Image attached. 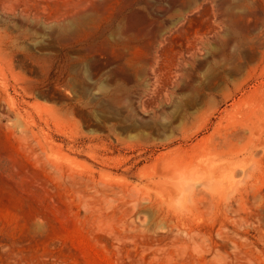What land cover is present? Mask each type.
I'll return each instance as SVG.
<instances>
[{
    "label": "rangeland",
    "instance_id": "1",
    "mask_svg": "<svg viewBox=\"0 0 264 264\" xmlns=\"http://www.w3.org/2000/svg\"><path fill=\"white\" fill-rule=\"evenodd\" d=\"M7 1L0 0V264H264L261 15L236 10L230 31L220 21L227 0H207L220 34L200 23L189 36L175 27L192 0H130L64 34L43 25L55 5L42 13ZM230 37V48H220ZM179 112L189 119L181 123ZM224 149L233 156H218ZM207 159H231L233 179L215 183ZM173 161L196 166L185 201L158 185L160 167Z\"/></svg>",
    "mask_w": 264,
    "mask_h": 264
},
{
    "label": "bare ground",
    "instance_id": "2",
    "mask_svg": "<svg viewBox=\"0 0 264 264\" xmlns=\"http://www.w3.org/2000/svg\"><path fill=\"white\" fill-rule=\"evenodd\" d=\"M6 1V0H5ZM9 1V3H8V5L10 4L11 5V1L10 0H8ZM7 1V2H8ZM14 1V0H13ZM16 2H20V0H15ZM14 1V2H15ZM22 2H23V4L27 7V8H31L32 6H36L37 7V9L38 10H40V8L42 7V6H44L43 7V9L45 8V4H51L52 6L53 5H55L57 8H56V10H54L55 11V15H53V13H52V15H51V17L53 16L54 18H51V19H49V21H45V22H43V25L45 26V27H50V28H53V29H56V31H57V33L59 32H61V33H64V34H66V33H70V32H75L79 27H82V26H85L86 24H88V22L89 21H99L100 19H104V17L106 16V15H108L110 12H112V11H116V12H118L117 10L119 9V4H121V3H125V4H128L127 2H129L130 0H21ZM11 2V3H10ZM7 5V6H8ZM9 5V6H10ZM217 5V7H219V5H222V6H224V4L223 3H221V4H216ZM225 5L226 6H224L225 8H227L226 10H227V14L224 16V19L223 18H221V19H223V20H220V21H223V22H225V26L230 30V31H234L235 30V28H236V26H234V24H235V21H237L236 20V15H235V12H237L238 10H241V9H244V10H247V11H252V10H255V14H256V12H258L260 15H261V18L260 17H258V18H260V19H263V21H264V0H237L235 3L234 2H229L228 0L225 2ZM18 6H19V4H18ZM189 11H187V12H190L189 14H184L185 16H183V20H181L180 21V23L178 24L179 26L177 27H175V32L176 33H179V34H183L184 32H188V31H190L193 27H195L196 25H201L202 23L209 29V31L210 32H212L214 35H215V37L217 38V36H218V34H220L219 33V29H220V26H219V21L218 22H216V20H215V16H217L218 15V13H214V15L213 14H210V11H211V9H214V5L213 4H210V2L209 1H207V0H192L191 1V3L189 4ZM11 7H12V5H11ZM10 7V8H11ZM24 7V6H23ZM17 8V7H16ZM20 8V7H19ZM33 8V7H32ZM55 8V7H54ZM12 9V8H11ZM15 9V8H14ZM42 9V8H41ZM22 10V9H21ZM25 10V9H24ZM28 10V9H27ZM36 10V9H35ZM37 10V11H38ZM47 10H48V8H47ZM44 11L45 13L46 12H48V11ZM237 10V11H236ZM41 11V10H40ZM50 11H52V10H50ZM23 12V11H22ZM42 13H44L43 11H41ZM239 12V11H238ZM244 12V11H243ZM29 13H30V11H29ZM36 14H38V12L36 13ZM238 14V13H237ZM244 14V13H243ZM243 14H241V15H243ZM259 14H257V15H259ZM241 15H239V16H241ZM259 15V16H260ZM41 16H43V15H41ZM220 16V15H219ZM247 15H245V17H246ZM243 17H244V15H243ZM50 18V17H49ZM238 18V17H237ZM258 18H256V19H258ZM45 19V18H44ZM240 19V18H239ZM238 19V20H239ZM250 19H252V18H250ZM242 20V19H241ZM245 20V19H244ZM249 21V20H248ZM252 21V20H251ZM179 22V21H178ZM250 22V21H249ZM249 22H248V25H249ZM201 23V24H200ZM221 23V22H220ZM243 23V22H242ZM246 23V22H245ZM253 23H255V22H253ZM252 24V23H251ZM260 24V26L262 25L261 24V22L259 23ZM221 25V24H220ZM238 25H239V23H238ZM257 25V24H256ZM241 26V25H240ZM242 26H244V24L242 25ZM241 26V27H242ZM252 26H255V25H251V27ZM259 25H257V27H258ZM86 27V26H85ZM90 27V26H89ZM199 27V26H198ZM197 27V28H198ZM245 27V26H244ZM249 28V26H247V23H246V27L245 28ZM44 28V27H43ZM50 28H48V29H50ZM196 28V27H195ZM196 28V29H197ZM243 28V27H242ZM242 28H241V30H242ZM245 28H243V29H245ZM46 29V28H45ZM228 29H226V30H228ZM258 29V28H257ZM264 29V28H263ZM51 30V29H50ZM240 30V29H239ZM240 30V31H241ZM229 31V32H230ZM252 32H253V30H251ZM51 32V31H50ZM53 32V31H52ZM173 32V31H172ZM171 32V33H172ZM236 32V31H235ZM258 32H259V30H258ZM264 32V31H263ZM162 34L164 33V32H161ZM160 33V34H161ZM189 33V32H188ZM187 33V34H188ZM195 33H197L196 31H195ZM254 33H255V31H254ZM260 33V32H259ZM155 34V33H154ZM166 34V33H165ZM193 33H189V36L190 35H192ZM247 34H248V31H247ZM246 34V35H247ZM250 34V33H249ZM249 34H248V36H249ZM261 34V33H260ZM263 34V33H262ZM262 34H261V36H262ZM159 35V34H158ZM172 35V34H171ZM170 35V36H171ZM243 35H245V33L243 34ZM251 35V34H250ZM252 35H254V34H252ZM264 35V34H263ZM63 36V35H62ZM65 36V35H64ZM155 36H156V34H155ZM159 36H162V35H159ZM180 36V35H179ZM182 36H184L185 37V35H182ZM181 36V37H182ZM195 36H196V34H195ZM195 36H193V37H195ZM232 36H233V34H232ZM255 36V35H254ZM253 36V37H254ZM260 36V37H261ZM153 37V36H152ZM166 37H168L167 36V34H166ZM166 37H164V38H166ZM181 37H179V38H181ZM192 37V39H194ZM234 37V36H233ZM242 37H244V36H242ZM252 37V36H251ZM155 38V37H154ZM161 39V37H158V39ZM214 38V37H213ZM255 38H257V37H255ZM159 39V40H160ZM170 39V38H169ZM168 39V41H167V44L169 43H171L170 41L171 40H169ZM176 39H178V37L176 38ZM175 39V40H176ZM182 39V38H181ZM249 39V38H248ZM264 39V38H263ZM158 40V41H159ZM163 40H165V39H163ZM162 39H161V41H160V43L163 41ZM186 40H187V38H186ZM220 40H222V41H220ZM220 40H218L220 43H219V45H220V48H222V49H228V48H230V45L232 44V39H231V37L230 38H221ZM233 40H234V38H233ZM241 40H243V38L241 39ZM247 40V39H246ZM182 41V40H181ZM180 40L179 41H176L177 43H179L180 44V42H181ZM184 41V40H183ZM189 41H190V39H189ZM260 41V40H259ZM262 41V40H261ZM264 41V40H263ZM155 42V41H154ZM166 42V41H165ZM165 42H163V43H165ZM175 42V43H176ZM192 42V41H191ZM248 42V41H247ZM246 41H245V43H247ZM251 42H255V41H253V40H251ZM174 43V42H173ZM176 43V44H177ZM187 43H188V41H187ZM168 44V45H169ZM158 45V44H157ZM181 45V44H180ZM185 45V44H184ZM186 45H188V44H186ZM159 46V45H158ZM170 46V45H169ZM174 46V45H173ZM176 46V45H175ZM189 46V45H188ZM128 47V46H127ZM133 47V46H132ZM137 47V46H136ZM135 47V48H136ZM161 48H162V46H160ZM171 47H172V43H171ZM178 47V46H177ZM126 48V47H125ZM124 48V49H125ZM128 48H131V47H128ZM148 48V49H147ZM165 48V47H164ZM164 48L162 49V50H164ZM167 48V47H166ZM169 48V47H168ZM173 49H174V47H172ZM94 49V48H93ZM109 49V48H108ZM108 49L106 50V52L108 51ZM111 49V48H110ZM109 49V50H110ZM127 49V48H126ZM125 49V50H126ZM134 49V48H133ZM133 49H131V50H133ZM144 49H147V51L146 52H143V53H146V55H147V52H149L148 50H150L149 49V47H146V48H144ZM158 49V48H157ZM157 49L155 50V51H157ZM171 49V48H170ZM169 49V50H170ZM181 49V48H180ZM180 49H177V50H180ZM221 49V50H222ZM92 50V49H91ZM118 50H120V49H118ZM141 50V49H140ZM168 50V51H169ZM177 50L175 51L176 53H177ZM181 50H183V49H181ZM262 50V49H261ZM92 51H94V50H92ZM92 51H91V53H92ZM96 51H98V50H96L95 49V52ZM130 50L128 49V51L126 50V52H129ZM143 51V50H142ZM165 51V50H164ZM168 51H166V53L168 52ZM171 52H172V49L170 50ZM169 51V52H170ZM187 51H189V50H187ZM223 51V50H222ZM89 52H90V50H89ZM105 52V53H106ZM113 52H115V51H113ZM121 52H122V50H121ZM158 52V51H157ZM157 52H155V53H157ZM179 53L181 52V51H178ZM226 52V51H225ZM97 53V52H96ZM116 53H119V52H116ZM142 53V54H143ZM154 53V52H153ZM161 53H164L163 51H161ZM174 53V52H173ZM181 53H184L183 51L181 52ZM94 54V53H93ZM102 54V53H101ZM104 54V53H103ZM113 54V53H112ZM123 54V53H122ZM126 54V53H125ZM129 54V53H128ZM141 54V55H142ZM160 54V53H159ZM169 54V53H168ZM178 54V53H177ZM228 54V53H227ZM87 55H89V54H87ZM94 55H96V54H94ZM93 55V56H94ZM98 55H100L99 53H98ZM105 55V54H104ZM111 55V54H110ZM117 55V54H116ZM129 55H131V54H129ZM145 55V56H146ZM148 55H150V56H153V55H151V54H148ZM155 55H157V54H155ZM161 55V54H160ZM163 55V54H162ZM165 55V54H164ZM170 55H172L171 53L169 54V57H170ZM225 55H226V53H225ZM262 55V54H261ZM111 56H113V55H111ZM128 56V55H127ZM133 56V55H132ZM159 56V55H158ZM173 56V55H172ZM177 56L179 57V55H176L175 54V56H173V57H175V58H177ZM84 57V56H83ZM114 57V56H113ZM118 57V56H117ZM139 57H141V56H139ZM143 57V56H142ZM165 57H167L168 58V56L166 55ZM180 57H184V55L183 56H180ZM233 57V56H232ZM94 58V57H93ZM116 58V57H115ZM120 58V57H119ZM150 58V57H149ZM148 58V59H149ZM155 58V56L153 57V59L152 60H155L154 59ZM157 58V57H156ZM160 58V57H159ZM162 58V57H161ZM80 59V58H79ZM95 59H96V57H95ZM162 59H165V58H162ZM172 59V58H171ZM97 60H99V59H97ZM97 60H95L96 62H97ZM103 59H101L100 60V62L102 61ZM108 60V59H107ZM124 60V59H123ZM123 60H121L120 59V62L122 61L123 62ZM140 60H142V59H140ZM146 60V59H145ZM151 60V59H150ZM150 60H148L149 61V63H150ZM157 60V59H156ZM161 60V59H160ZM167 60V59H166ZM176 60V59H175ZM175 60H173V62L175 61ZM178 60H180L179 58H178ZM95 61H92V62H95ZM104 61H105V59H104ZM147 61V60H146ZM162 61V60H161ZM110 62V61H109ZM108 62V63H109ZM111 62H114V61H111ZM142 62V61H141ZM153 62V61H152ZM151 62V63H152ZM157 62V61H156ZM159 62V61H158ZM157 62V63H158ZM165 62V61H164ZM163 61H162V63H164ZM167 62V61H166ZM169 62H170V60H169ZM172 62V61H171ZM104 63V62H103ZM106 63V62H105ZM125 63V62H124ZM140 63V62H139ZM138 63V64H139ZM143 63V62H142ZM154 63V62H153ZM160 63V62H159ZM91 65H92V63H90ZM96 64V63H95ZM98 64V63H97ZM123 64V63H122ZM127 64V63H126ZM167 64H168V62H167ZM171 64V63H170ZM99 65V64H98ZM102 67H104L103 65H102V63L100 64ZM106 65V64H105ZM110 65H113V64H109L108 66H110ZM140 65V64H139ZM147 65V64H146ZM161 65V64H160ZM93 67H94V65H92ZM97 66V65H96ZM100 66V67H101ZM144 66V65H143ZM148 66V65H147ZM153 66H156V65H153ZM157 66H158V64H157ZM156 66V67H157ZM167 66V65H166ZM98 67V66H97ZM101 67V68H102ZM106 67V66H105ZM104 67V68H105ZM128 67V66H127ZM142 67V66H141ZM159 67V66H158ZM162 67V66H161ZM168 67L170 68V66L168 65ZM111 68V67H110ZM130 68V67H129ZM151 68V67H150ZM164 68H165V65H164ZM91 69H92V67H91ZM100 69V68H99ZM98 69V70H99ZM103 69V68H102ZM101 69V70H102ZM106 69V68H105ZM115 69V68H114ZM154 69H155V67H154ZM158 69V68H157ZM161 69V68H160ZM171 69V68H170ZM169 69V70H170ZM95 70V69H94ZM94 70H93V72H94ZM97 70V69H96ZM95 70V71H96ZM109 70V69H108ZM135 70V69H134ZM143 70V69H142ZM151 70V69H150ZM168 70V69H167ZM166 70V71H167ZM168 70V71H169ZM102 71H105V72H109V71H106V70H102ZM101 71V72H102ZM111 71H113V70H111ZM110 71V72H111ZM116 71V70H115ZM121 71V70H120ZM120 71L118 70V73H120ZM127 71H129V70H127ZM127 71H126V69H125V72H126V74H127ZM147 71V70H146ZM145 71V72H146ZM152 71H153V69H152ZM151 71V72H152ZM158 72L160 71V70H157ZM162 71H164V70H162ZM97 72H99V71H97ZM114 72V71H113ZM124 72V71H123ZM158 72L157 73H153V77H155L154 76V74H158ZM92 73V72H91ZM129 73V72H128ZM131 73V72H130ZM134 73H135V71H134ZM142 73V72H141ZM147 73V72H146ZM168 73V72H167ZM226 73V72H225ZM225 73H223V74H225ZM112 74H116L117 75V73L115 72V73H112ZM161 74V73H160ZM96 75H97V73H96ZM109 75V74H108ZM119 75V74H118ZM117 75V76H118ZM131 75V74H130ZM129 75V76H130ZM134 75V74H133ZM159 75V74H158ZM227 75V74H226ZM90 76L92 77L93 75H91L90 74ZM105 77H106V75H104ZM115 76V75H114ZM113 76V77H114ZM144 76H146V75H144ZM147 76H149V75H147ZM171 76V75H170ZM223 76V75H222ZM225 76V75H224ZM95 77H97V76H95ZM111 77H112V75H111ZM116 77V76H115ZM128 77V76H127ZM131 77V76H130ZM134 77V76H133ZM158 76L156 75V77L155 78H157ZM165 77H169V75L168 76H165ZM225 77H227V76H225ZM98 78H99V76H98ZM97 78V79H98ZM102 78V77H101ZM110 78V77H109ZM117 79H119V78H123V77H116ZM126 78V77H125ZM150 78H151V76H150ZM154 78V79H155ZM161 78H162V76H161ZM161 78H160V80H161ZM100 79V78H99ZM115 80V78H111V80ZM158 79V78H157ZM167 79V78H166ZM225 79V78H224ZM125 80V79H124ZM123 80V81H124ZM131 80V79H130ZM132 80H133V78H132ZM226 80H227V78H226ZM225 80V81H226ZM118 81V80H117ZM116 81V82H117ZM120 81H121V83H122V80L120 79ZM129 81V80H128ZM163 81H164V78H163ZM166 81V80H165ZM228 81H229V79H228ZM153 82H155V81H153ZM126 83V82H125ZM119 84V83H118ZM127 84H128V82H127ZM68 85V84H67ZM104 86V87H103ZM111 86H112V84H111ZM114 86V85H113ZM112 86V87H113ZM116 86V85H115ZM122 86V85H121ZM102 87V88H101ZM100 88L104 91V89L103 88H105V84L104 85H102ZM117 87V86H116ZM125 87V86H124ZM124 87H122L123 89H124ZM111 88V87H110ZM126 88L127 87H125V90H126ZM100 89V90H101ZM107 90H108V87L106 88ZM112 89V88H111ZM239 89V88H238ZM103 91H102V93H103ZM110 91V90H109ZM112 91H114L113 89H112ZM105 92V91H104ZM208 92V91H207ZM109 93V92H108ZM111 93H113V92H111ZM110 93V94H111ZM117 93H118V91H117ZM119 94V93H118ZM203 94V93H202ZM205 94V93H204ZM203 94V95H204ZM212 94H213V92H212ZM101 95V94H100ZM209 95V94H208ZM201 97H203V96H201ZM201 97H199V98H201ZM210 98H211V95L209 96ZM113 98V97H112ZM124 98H127V97H124ZM203 98H206L205 96L203 97ZM202 98V99H203ZM215 98V97H214ZM80 99V98H79ZM96 99V98H95ZM108 99H110V98H108ZM207 99V98H206ZM84 100H86L85 98H84ZM209 100V99H208ZM80 101H82V99L80 100ZM93 101V100H92ZM96 101V100H95ZM108 101V100H107ZM116 101V100H115ZM123 101V100H122ZM203 101V100H202ZM201 101V102H202ZM90 102V101H89ZM109 102V101H108ZM205 102H207V101H205ZM214 102V101H213ZM244 102H246L245 100H244ZM250 102V101H249ZM93 103H94V101H93ZM111 103V102H110ZM115 103V102H114ZM255 103V102H254ZM91 104H92V102H91ZM113 104V103H112ZM210 104V103H209ZM250 104H251V102H250ZM83 105V104H82ZM90 105V104H89ZM93 105V104H92ZM119 105V104H118ZM196 105V104H195ZM194 105V106H195ZM198 105V104H197ZM205 105H208V104H205ZM205 105H203L202 104V106H205ZM211 105H212V103H211ZM245 105V104H244ZM246 106V105H245ZM190 107V106H189ZM188 107V108H189ZM192 107V106H191ZM191 107H190V110H191ZM198 107V106H197ZM195 109V108H194ZM242 109V108H241ZM197 110V109H196ZM194 111V110H193ZM198 111V110H197ZM250 111V110H249ZM190 112H192V111H190ZM196 112V111H195ZM202 112V111H201ZM208 112V111H207ZM206 112V113H207ZM253 112H254V110H253ZM180 113V112H179ZM181 113H183V112H181ZM181 113H180V116H181ZM186 113V114H185ZM185 113H183L184 114V116H181V123H183V122H185V121H187V119H189L188 117V113L187 112H185ZM237 113V112H236ZM182 114V115H183ZM192 114H194V113H191V115ZM203 114V113H202ZM251 114V113H250ZM190 115V116H191ZM193 116V115H192ZM197 116V115H196ZM240 116H242V115H240ZM258 116V115H257ZM179 117V116H178ZM178 117L176 118V119H178ZM232 117H234V116H232ZM231 117V118H232ZM255 117H256V115H255ZM229 118H230V116H229ZM230 118V119H231ZM255 119H257V118H255ZM255 119H253L254 120V124H253V121L251 122V124L254 126L257 122H255ZM191 120V119H190ZM236 120H237V117H236ZM240 120V119H239ZM177 122H178V120H176ZM231 122L232 121H234V119L233 120H230ZM257 121H258V119H257ZM259 121H264V119H262V120H259ZM259 121H258V123L257 124H259ZM177 122H176V124H177ZM237 122V121H236ZM234 123V124H237V123ZM233 123V122H232ZM239 123V122H238ZM242 122H240V124H241ZM244 123V122H243ZM180 125V124H179ZM239 125V124H238ZM242 125V124H241ZM245 125V124H244ZM252 125H250V127L252 126ZM229 126H231V125H229ZM252 126V128H253V130L255 129V127H257V126H255V127H253ZM262 126V125H261ZM260 126V127H261ZM259 127V126H258ZM261 128H263V127H261ZM247 129H248V127H247ZM251 129V128H250ZM260 129V128H259ZM243 130V129H242ZM235 131V130H234ZM249 131V130H248ZM242 132H244V131H242ZM249 132H251V130L249 131ZM257 132H259V130L257 131ZM262 132H263V129H262ZM261 132V130H260V134L262 133ZM232 133H234V132H232ZM236 134V133H235ZM256 134V133H255ZM259 134V133H258ZM223 135H225V133L223 134ZM229 135H231V133L229 134ZM253 135V134H252ZM242 136V135H241ZM241 136H239V137H241ZM260 136V135H259ZM264 136V135H263ZM225 137V136H224ZM229 137V136H228ZM233 137V136H232ZM238 137V135L236 136L235 135V138H237ZM220 138H222V137H220ZM226 138V137H225ZM224 138V139H225ZM234 138V139H235ZM250 139L248 140V141H252V139H251V137H249ZM257 138H259V137H257ZM233 139V140H234ZM256 139V138H255ZM222 140V139H221ZM261 140V139H260ZM259 140V141H260ZM262 140H263V137H262ZM247 141V143H249ZM256 141V140H255ZM218 142V141H217ZM235 142V141H234ZM219 143V142H218ZM231 143V142H230ZM260 143H262V142H260ZM264 143V142H263ZM215 144V143H214ZM213 144V145H214ZM228 144L229 143H227V148L229 147L228 146ZM250 144V143H249ZM255 144H256V142H255ZM220 145H222V144H220ZM220 145H218V146H220ZM224 145V144H223ZM258 145V144H257ZM247 146V145H246ZM246 146H242L243 148H245ZM253 146V145H252ZM262 146V145H261ZM241 147V148H242ZM240 148V149H241ZM220 149V148H219ZM205 150V149H204ZM208 151V150H207ZM210 151V150H209ZM213 151L214 150H212L211 152L213 153ZM223 151V152H222ZM221 152H218L217 153V155L219 156V155H221V156H223V154H225V153H228V154H231V150L229 151V149L226 151V149H224V150H222ZM226 151V152H225ZM238 151V150H237ZM205 152H206V150H205ZM215 152H217V151H214V154H215ZM245 152H247V151H245ZM244 152V153H245ZM251 152V151H250ZM207 153H209V152H207ZM213 154V155H214ZM207 155H209V154H207ZM212 155V154H211ZM211 155H209V156H211ZM216 155V154H215ZM215 155H214V157H215ZM232 155V154H231ZM231 155H229V157L231 156ZM206 155H204V157H205ZM233 156V155H232ZM199 157H201V156H199ZM199 159V158H198ZM196 160V161H198V162H196V164L197 163H200L201 162V165H202V161H199V160ZM203 159V158H202ZM205 159V158H204ZM208 160V159H207ZM210 160V159H209ZM207 161L208 163H207V165L205 164V167H207V169L208 170H210V172H211V177H215V180H213L215 183H218L219 182V180L221 179V178H229V180L232 178V176H233V172L232 171H230L229 170V168H231L230 167V162H231V159H230V162L229 161H227L226 159V161H223V162H221V163H214V162H211V161ZM216 161V160H215ZM194 162H195V160H194ZM217 162V161H216ZM233 163V162H232ZM193 164H195V163H193ZM192 163H180V162H176V161H173V162H169V163H165L163 166H161L160 168V172L163 174V176L165 177V179L163 180L162 179V183H160V184H158L159 185V187L160 188H164V190L166 191V193H168L169 195H172L173 197H175V198H172V199H176V200H178L177 198L179 197V196H181L182 197V199H184V201L188 198V196H189V191H191V193L193 192V191H195V187H192L191 186V183L188 181V180H186L187 178H186V176H188L189 174H192V172H194V170H195V168H194V166L195 165H193ZM204 164H203V167H204ZM236 164V163H235ZM244 164V163H243ZM242 164V165H243ZM234 165V164H233ZM246 165V164H245ZM197 166H200L199 164H197ZM236 166V165H235ZM250 166V165H249ZM196 167V166H195ZM203 168V169H205L204 171H206V168ZM202 168V167H201ZM233 168V167H232ZM248 168V167H247ZM247 168H246V170H247ZM241 169L243 170H245V168H244V166H243V168L241 167ZM250 169V168H249ZM248 169V170H249ZM200 170V169H199ZM199 170H197V171H199ZM209 173V172H208ZM233 173V174H232ZM176 176H182L185 180H183L182 182H179V181H176L175 180V177ZM208 176V175H207ZM210 177V178H211ZM231 177V178H230ZM209 179V178H208ZM233 179V178H232ZM222 180V179H221ZM220 180V181H221ZM179 183H184V186L182 187V185H180ZM209 183V182H208ZM161 184H162V186H161ZM180 185V189H179V185ZM221 185V184H220ZM168 195V196H169ZM169 197H171V196H169ZM177 197V198H176ZM179 202V201H178ZM182 202V201H181Z\"/></svg>",
    "mask_w": 264,
    "mask_h": 264
}]
</instances>
